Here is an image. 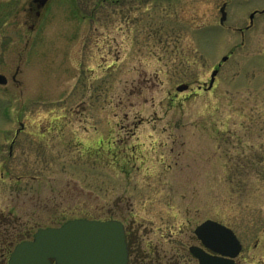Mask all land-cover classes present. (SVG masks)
I'll return each mask as SVG.
<instances>
[{
  "label": "rangeland",
  "instance_id": "374dc122",
  "mask_svg": "<svg viewBox=\"0 0 264 264\" xmlns=\"http://www.w3.org/2000/svg\"><path fill=\"white\" fill-rule=\"evenodd\" d=\"M263 8L47 0L36 15L0 0V218L113 215L141 262L176 264H198L193 230L213 219L240 241L237 264H264V13L244 28Z\"/></svg>",
  "mask_w": 264,
  "mask_h": 264
},
{
  "label": "water",
  "instance_id": "95a60500",
  "mask_svg": "<svg viewBox=\"0 0 264 264\" xmlns=\"http://www.w3.org/2000/svg\"><path fill=\"white\" fill-rule=\"evenodd\" d=\"M46 1L33 0L37 2V8ZM224 7L225 4L220 7V23L226 18ZM253 14L249 16L250 24ZM226 58L223 56L222 60ZM217 71V68L211 71L207 89L212 87ZM6 82V76L0 73V84ZM187 88L186 83L176 86L177 91ZM194 234L207 249L189 246L199 264H236L234 258L241 244L232 229L216 220L206 219L195 227ZM7 264H127L124 231L114 220H69L59 227L39 229L33 240L16 244Z\"/></svg>",
  "mask_w": 264,
  "mask_h": 264
},
{
  "label": "flooded vegetation",
  "instance_id": "af4514ba",
  "mask_svg": "<svg viewBox=\"0 0 264 264\" xmlns=\"http://www.w3.org/2000/svg\"><path fill=\"white\" fill-rule=\"evenodd\" d=\"M33 3L35 4L34 13L37 14V2H33ZM261 10L255 9V11H256L255 14L256 13L262 14L259 12ZM33 219L34 218L30 217V216H26V217L18 216V217L5 218V219L0 218V243H1V249H2L0 256H2V254L4 252V247H5L4 243H9V235H13V234H14V236L17 235V237L15 238L16 240H14V241L12 240L13 242L11 244H8V247L6 246L7 247V250H6L7 256L5 259V264H7V259H8L9 253L15 244H17L21 241H24V240H32L34 233L39 228L56 227L54 225H47V226H34V225H32L30 228L24 229L25 225L32 223L30 221ZM71 219H87V220H98V221L114 220V221L119 222L122 225V228L124 231V236H125V242H126V247H127V264H176V260H174V261L172 260V262L171 261H163V260H159V259L156 260L157 256H153L151 258V256H148V255H146V256H148L146 258V263H143L144 261L141 262L140 260L141 259L143 260L144 257L141 258L140 252L138 251L137 248H135V245L138 243V240L136 237V233L131 228L132 222H130V221H126L125 219L118 218V217H115L113 215H109L107 217L98 216V217H92V218L72 217V218H68V219L64 220L63 222H65L67 220H71ZM20 225L23 228L22 227L16 228V227H19ZM6 226L8 228H6ZM198 245H201L200 242Z\"/></svg>",
  "mask_w": 264,
  "mask_h": 264
}]
</instances>
